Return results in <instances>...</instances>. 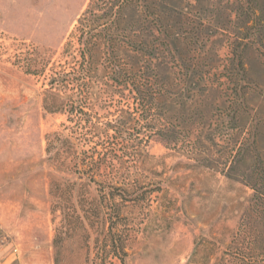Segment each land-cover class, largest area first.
Segmentation results:
<instances>
[{
  "label": "trees",
  "instance_id": "1",
  "mask_svg": "<svg viewBox=\"0 0 264 264\" xmlns=\"http://www.w3.org/2000/svg\"><path fill=\"white\" fill-rule=\"evenodd\" d=\"M76 20L44 88V109L68 122L46 150L97 186L81 207L89 226L107 225L106 252L123 263L122 208L162 189L139 178L159 137L252 191L227 239L197 242L200 258L217 248L215 264H264V0H89Z\"/></svg>",
  "mask_w": 264,
  "mask_h": 264
},
{
  "label": "rangeland",
  "instance_id": "2",
  "mask_svg": "<svg viewBox=\"0 0 264 264\" xmlns=\"http://www.w3.org/2000/svg\"><path fill=\"white\" fill-rule=\"evenodd\" d=\"M88 1L0 0V245L24 264H215L217 248L203 259L197 242L215 240L221 231L227 239L252 192L248 186L152 137L139 178L162 189L122 208L127 224L119 233L127 235L121 263L106 252L107 225L89 226L83 218L81 206L98 199L97 186H81L84 180L46 150V135L68 124L65 114L42 106L46 80L52 66L64 63V44ZM35 68L41 74L34 75ZM107 109L113 110L95 106L102 116ZM55 183L72 196L54 198ZM76 213L84 227L73 225Z\"/></svg>",
  "mask_w": 264,
  "mask_h": 264
},
{
  "label": "crops",
  "instance_id": "3",
  "mask_svg": "<svg viewBox=\"0 0 264 264\" xmlns=\"http://www.w3.org/2000/svg\"><path fill=\"white\" fill-rule=\"evenodd\" d=\"M13 254L10 253L7 246L0 245V264H24V261L16 258L17 260L12 257Z\"/></svg>",
  "mask_w": 264,
  "mask_h": 264
}]
</instances>
